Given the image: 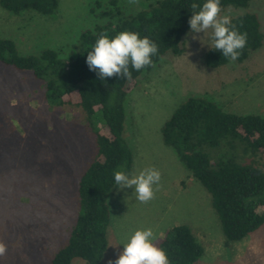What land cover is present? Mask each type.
Masks as SVG:
<instances>
[{"label": "rangeland", "instance_id": "1", "mask_svg": "<svg viewBox=\"0 0 264 264\" xmlns=\"http://www.w3.org/2000/svg\"><path fill=\"white\" fill-rule=\"evenodd\" d=\"M58 2L50 16L15 15L0 5V39L14 41L21 56L53 50L68 58L86 31L116 22L117 11L134 14L156 0ZM246 12L259 15L264 32V0H253L249 8L229 7L221 15ZM212 34V29L190 30L183 53L169 52L127 96L124 136L135 157L132 174L154 168L161 180L146 203L132 188L116 187L109 196V247L101 264L117 259L136 230L151 228L159 248L181 224L191 227L204 248L196 264H264V225L242 241L228 242L211 195L162 137L164 124L192 97L206 98L227 113L264 117V46L243 63L212 69L205 63ZM96 154V135L81 108L53 104L32 72L0 61V242L8 246L0 264H52L77 224L79 182ZM249 160L264 171L261 155Z\"/></svg>", "mask_w": 264, "mask_h": 264}, {"label": "trees", "instance_id": "2", "mask_svg": "<svg viewBox=\"0 0 264 264\" xmlns=\"http://www.w3.org/2000/svg\"><path fill=\"white\" fill-rule=\"evenodd\" d=\"M252 1L221 0V8H249ZM203 2L156 0L134 14L117 11L120 18L116 22L83 33L75 54L68 58L53 50L44 51L40 57L21 56L14 41L0 39V61L32 72L43 82L53 104L81 108L96 135L97 154L79 182L81 214L52 264H73L76 259L87 264L102 263L109 247L112 221L109 196L117 187L113 174L134 171V153L124 136L127 96L136 88L140 76L151 71L169 52L183 53V38L190 31L191 5ZM58 4V0H0L2 8L15 15L34 11L50 16ZM232 23L247 33L246 47L236 61L210 49L205 56L209 68L243 63L263 48L264 32L258 14L246 12L233 17ZM123 31L148 37L157 44L158 54L152 57L150 66L133 70L130 79L113 76L101 81L89 71L86 54L101 33L112 38ZM162 137L211 195L228 242L242 241L264 225V171L249 160L261 155L264 161V117L227 113L206 98L192 97L164 124ZM159 248L166 252L170 264H196L205 252L191 227L185 224L172 228Z\"/></svg>", "mask_w": 264, "mask_h": 264}, {"label": "clouds", "instance_id": "3", "mask_svg": "<svg viewBox=\"0 0 264 264\" xmlns=\"http://www.w3.org/2000/svg\"><path fill=\"white\" fill-rule=\"evenodd\" d=\"M192 15L188 20L191 33L213 30L210 49L219 51L223 57L236 61L241 50L246 47L247 33L240 32L232 23V17L221 15V0H204L203 4L193 3ZM198 9V10H197ZM158 54V46L148 37L137 32L123 31L112 38L101 33L92 49L86 54L89 71L101 80L113 76L130 79L132 71H140L152 64V57ZM117 189L132 188L133 195L140 202L154 198L158 190L161 174L154 168H146L138 174L123 170L114 172ZM151 228L136 230L122 243L123 250L117 259L108 264H170L166 252L158 248ZM8 251V246L0 242V257Z\"/></svg>", "mask_w": 264, "mask_h": 264}]
</instances>
